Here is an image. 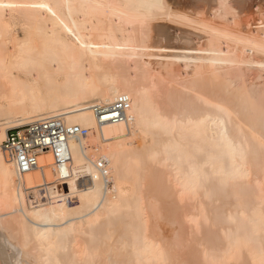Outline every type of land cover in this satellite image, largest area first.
<instances>
[{
	"label": "bare ground",
	"instance_id": "obj_1",
	"mask_svg": "<svg viewBox=\"0 0 264 264\" xmlns=\"http://www.w3.org/2000/svg\"><path fill=\"white\" fill-rule=\"evenodd\" d=\"M232 1L190 15L264 17V0ZM172 4L0 0V264H264V22L232 36ZM171 19L208 29V49ZM118 103L124 118L98 128L92 109ZM45 117L88 133L65 167L43 152L19 188L2 143ZM42 186L51 201L33 206Z\"/></svg>",
	"mask_w": 264,
	"mask_h": 264
},
{
	"label": "built area",
	"instance_id": "obj_2",
	"mask_svg": "<svg viewBox=\"0 0 264 264\" xmlns=\"http://www.w3.org/2000/svg\"><path fill=\"white\" fill-rule=\"evenodd\" d=\"M92 110L98 128L105 123H117L124 118L123 103L97 106ZM87 133L88 130L86 129L65 125L60 117H45L22 127L8 130L1 147L5 158L14 165L18 187H23L21 183L22 176L39 168L38 160L43 152L52 155L57 168L67 166L71 160L69 141L86 136ZM104 166V161H101L98 165L103 174L102 176L106 177L108 169ZM66 178H68L67 174L59 176L58 180L64 182ZM79 185H84L83 179H80ZM59 191H62V187ZM27 197L33 206L44 205L51 201L43 186L38 188L37 196L29 191Z\"/></svg>",
	"mask_w": 264,
	"mask_h": 264
},
{
	"label": "rangeland",
	"instance_id": "obj_3",
	"mask_svg": "<svg viewBox=\"0 0 264 264\" xmlns=\"http://www.w3.org/2000/svg\"><path fill=\"white\" fill-rule=\"evenodd\" d=\"M168 1L172 4V2H171L172 0H168ZM173 1H174V2H173L174 4H172V5L177 4L176 6H174L175 9H178V4H179V9H180V11L183 9L181 12H180L179 10H176V13L179 12L181 15H185V14H187L188 17L190 16L189 18H190L191 20L202 22V23L205 24V26H207V27H208V26H213V25H214V27H211V28L216 29V30L219 29L220 31L224 30V31H222V33H226V32H227L226 34H228V33L231 34V35H232V34H235V32H238L237 30H241L242 33H245L247 30H251V31H252L253 28H254V25L257 26V24L259 23V21H260V22H264V20H262L264 17H262V16L259 15L258 13H257V14L255 13L256 15L253 14V13H254L253 11L245 12V13H243V14H241V15L236 13V17H235V14L233 15L234 11L231 12L232 14H231L230 17H233V16H234L233 18H234V19H237L238 21L235 20V21H237V22H235L234 19H232V18H231V20H230V17H229V16H228V18H227L228 20H227V19H224V18H223V19H221V18H219V19H211V18H210L209 16H207V15H206V16H205V15H204V16H201V17H202V18H201L199 15H190V14H194V13H192V12L195 11V8H194V7H196L195 0H193L194 5H193L192 0H184V2H183L182 0H180V1H179V0H173ZM186 1H187V2H186ZM189 1H191V2H189ZM255 1H256V0H255ZM257 1H260V0H257ZM182 2H183V5H181ZM232 2H234V0H233ZM187 3H189V5H188ZM184 5L186 6V8H185ZM191 5H193V6H191ZM188 6H190V7H188ZM180 7H181V8H180ZM183 7H184V8H183ZM187 8H188V10H185V9H187ZM189 9H191L192 11L189 10ZM193 10H194V11H193ZM177 11H178V12H177ZM186 11H187V12H186ZM188 11H189V12H188ZM250 13H251L252 15H251ZM239 15H240V16H239ZM242 15H243V16L245 15V18H244ZM250 15H251V17H250ZM253 15H254V17H253ZM258 15H259V17H258ZM246 16H247V20H248V22H247V20H246ZM203 17H204V18H203ZM207 17H208L209 19H207ZM237 17H238V18H237ZM241 17H242V18H241ZM252 17H253V18H252ZM255 17H256V18H255ZM205 18H206V19H205ZM239 18L241 19V21L239 20ZM251 18L253 19V22L256 21L255 24L252 22V19H251ZM199 19H200V20H199ZM201 19H204V20L201 21ZM244 19H245V20H244ZM258 19H259V20H258ZM206 20H208V21H206ZM214 20H215L216 22H215ZM220 20H221V21H220ZM172 21H173V19H171V22H170V21H167V22H169V23L163 22V24H165V25L170 24L171 26H170V25H169V26H170L171 28L174 27V28H176V29H182L181 27H183L182 30L185 29V30L187 31V30L189 29V30H188L189 32L195 31L197 34L199 33L198 36H200L201 39H200V40L197 39V41L199 40L201 46H204V45H205L204 48L206 47V50L208 49L207 44H206V42H207L206 38H208V35L211 34V33L209 32L208 29H207L208 31L205 30V32H203V31H204V30H203L204 28H198L199 25L196 26V25L194 24V25H193L194 27H192L191 23H189L190 25H186V26L189 27V28H187L186 26H182V25H184V24H188V23H185V22L182 21V20H179V21H182V22H179V21H178V23H177V20H174L173 22H174V23L176 22L175 25H174V23H173ZM211 21H212V22L214 21V23H212ZM224 21H225V22H224ZM228 21H229L230 26H229V24H227ZM230 21H231V22H230ZM239 21H240V24L238 23ZM257 21H258V22H257ZM220 22H222V23H220ZM226 22H227V23H226ZM241 22H242L243 24H242ZM171 23H172L173 25H172ZM182 23H183V24H182ZM207 23H210V24H207ZM223 23H225L226 25H224ZM237 23H238V25H237ZM244 23H245V24H244ZM248 23H251V24L248 25ZM192 24H193V23H192ZM212 24H213V25H212ZM222 24H223V25H222ZM232 24H233V25L235 24V26H236V25H237V26L234 28V27L232 26ZM246 24H247V25H246ZM179 25H180V26H179ZM215 25H217V26L215 27ZM243 25H244V26H243ZM250 25H251V26H250ZM176 26H177V27H176ZM218 26H219V27H218ZM220 26H226V27H228L227 29L230 28V30L225 31V29H223V28H225V27H220ZM245 26L247 27L246 29H245ZM185 27H186V28H185ZM192 28H194V29H192ZM196 28H197L199 31H201V32L197 31ZM208 28H209V27H208ZM220 28H221L222 30H221ZM231 28H232V29H231ZM238 28H239V29H238ZM227 29H226V30H227ZM234 29H236V30L234 31ZM243 29H244V31H243ZM18 30H19V28L17 29V33H18V34L20 35V37H21V36H22V31H21V29H20L19 31H18ZM195 32H192V33L194 34ZM206 32H209V33L207 34ZM196 33H195V35H197ZM238 33H239V32H238ZM200 34H201V35H200ZM239 34H241V33H239ZM239 34L236 33V35H232V36H237V35H239ZM201 36H202V37H201ZM205 37H206V38H205ZM202 39H204L205 41L202 40ZM197 41H196V39L194 40L195 47H193V48H195V49L198 48V50H199V49H200V50H204L202 47H200V44H199V42H197ZM196 42H197V43H196ZM201 42H202V43H201ZM204 43H205V44H204ZM162 44H164V43H162ZM198 44H199V46H196V45H198ZM202 44H204V45H202ZM230 45H231V43H230ZM231 46H232V45H231ZM11 52H12V51H11ZM176 67H177V68H176ZM176 67H175V70L177 71L178 74H180V71H181V73L183 72L182 70H184V69H183L182 67H180V68H179L178 66H176ZM180 69H181V70H180ZM178 71H179V72H178ZM59 74L62 75L63 72H60ZM181 78H183V80H181ZM181 78L178 77L177 80L180 79V81L183 82V81L186 79L185 76H183V75H181ZM184 78H185V79H184ZM0 102H1V103H0V106H1V107H4V108H5V111H6V115H2V114H0V121H2L1 119H2L3 116H4V118H5V117H8V111H9V110H8L7 105L5 104V102H6V103L8 102L7 100H0ZM138 139H139V140H138ZM138 139L134 140V144H135L134 146H139V145H140V142H141L140 140H141V139H140L139 137H138ZM137 140H138V141H137ZM136 141H137V142H136ZM106 143L109 144L110 141H107ZM137 144H138V145H137ZM5 159H6V158H5ZM6 160H8V159H6ZM8 161H9V160H8ZM57 183H58V184H57ZM57 183H55V185L57 186V190H58V192H59V193H60V192H63V193H64V192L66 191V185H63L62 182H61L60 184H59V182H57ZM58 185H63V186H58ZM61 187H62V191H59V190L61 189ZM60 194H62V193H60ZM71 202H72L73 204H75L76 199L71 200ZM72 203H71V204H72ZM174 213H175V212L172 211L171 214H174ZM176 213H177V214H180V212H178V211H177ZM164 215H165V213H164ZM166 215L169 216V213L166 212ZM171 216H173V215H171ZM171 216L166 218V217H164V216L162 215V217L160 218V220L162 221V222L160 221V222L162 223V225H164L165 223H167V224H165V229H166V230L170 229V228H171L170 226L177 227V226H175V225H177V223L184 222L183 220H181L182 217H180V215H179V217H180L181 219L178 218V215H176V217H175V215H174V217H175L179 222H178L176 219H173V220H172ZM169 219H170V220H169ZM175 220H176V221H175ZM163 221H166V222L163 223ZM172 221L175 222L174 225H171V224H172ZM176 222H177V223H176ZM158 223H159V222H158ZM169 223H171V224H169ZM168 224H169V225H168ZM180 224H181V225H180ZM180 224H179V226L182 227L181 230L183 231V232L180 231V234H182L183 236H184V235H187L188 232L185 230V229H186V226H185V227L182 226L183 223H180ZM166 226L169 227V228H166ZM184 228H185V229H184ZM185 232H187V233H186V234H183V233H185ZM195 248H196V247H195ZM188 250L190 251L191 248L189 247V249H188V248L186 249V251H188ZM183 259H184V258H183ZM187 259H189V258H186V257H185V259H184L185 262L183 261V262H184L183 264H186V263L189 264L190 261H191L192 264H194V263L198 264V261H199V259H194L193 261H192V259H189V260H187ZM195 261H196V262H195ZM193 262H194V263H193ZM191 263H190V264H191Z\"/></svg>",
	"mask_w": 264,
	"mask_h": 264
},
{
	"label": "snow or ice",
	"instance_id": "obj_4",
	"mask_svg": "<svg viewBox=\"0 0 264 264\" xmlns=\"http://www.w3.org/2000/svg\"><path fill=\"white\" fill-rule=\"evenodd\" d=\"M21 159H22V157H21Z\"/></svg>",
	"mask_w": 264,
	"mask_h": 264
}]
</instances>
